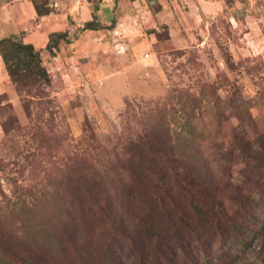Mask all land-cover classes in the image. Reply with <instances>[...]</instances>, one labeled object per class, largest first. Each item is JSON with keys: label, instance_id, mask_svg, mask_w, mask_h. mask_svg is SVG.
Returning <instances> with one entry per match:
<instances>
[{"label": "rangeland", "instance_id": "374dc122", "mask_svg": "<svg viewBox=\"0 0 264 264\" xmlns=\"http://www.w3.org/2000/svg\"><path fill=\"white\" fill-rule=\"evenodd\" d=\"M20 1L28 2V26L40 20L33 0H0L3 34L30 35L52 84L42 93L16 87L0 55L2 239L23 244L36 264H108V255L130 264L133 240L148 264L191 263L185 251L196 247L212 263L240 255L236 264H263L255 229L247 247L210 229L185 231L159 213L161 196L157 240L142 224L152 200L128 180L131 168L156 179L164 152L175 148L179 161L201 163V189L225 201L231 187L264 176L255 159L264 158V135L256 133L264 129V11L246 13L249 0H36L56 13L45 38L13 33ZM92 19L121 21V31L84 29ZM65 31L69 41L54 46V56L50 34ZM171 186L170 208L186 209L180 183Z\"/></svg>", "mask_w": 264, "mask_h": 264}, {"label": "trees", "instance_id": "16d2710c", "mask_svg": "<svg viewBox=\"0 0 264 264\" xmlns=\"http://www.w3.org/2000/svg\"><path fill=\"white\" fill-rule=\"evenodd\" d=\"M33 1L39 16L53 12L50 9H43L36 0ZM99 23L94 19L89 20L85 23L84 29L93 31L104 29L114 30L117 21L114 19L109 25ZM158 33L156 31V35ZM61 40L69 41L67 31L53 32L50 34L47 48L54 56L56 51L53 50V47L60 48ZM0 55L4 62L8 78L16 87H26L29 91L39 88L40 93H42V89L44 90V88L51 86V73L44 65L41 50L34 43L24 41L22 38L18 39L15 35L0 36ZM256 133L260 137V135H264V129L260 130L258 128ZM176 149L170 153L164 150L163 155L166 159L161 167V171L158 173L155 172L158 175L156 179L147 178L145 170L137 169L138 171H136L135 168L129 170V174L132 176L131 180H128L130 186L135 187L136 193H146L152 200L150 209L147 210L148 207L145 204V215L149 218V220L142 218V224L145 230L157 238V240L162 235V229L157 226L155 221L157 205L154 200L156 197L161 196L159 213L162 214L163 218H167L165 221L168 220L174 225L185 226V231L191 229L192 233L201 235L205 229H210L211 231H216L224 241H232L242 247H247L249 245L248 236L255 229L254 237H257V242H259L260 246L258 257L264 264V231H260V228L264 227V176H249L245 179L247 180L245 184L237 188L231 187V191H227L224 194V196H227L223 197L227 199L225 201L219 199L209 190H206L207 188L204 187L201 189L202 184L198 180L203 175L201 163L199 161L192 162L186 158L179 161L180 157ZM235 149L241 150L238 147H235ZM234 152L235 150H233L232 154ZM261 158L263 157L259 154V157L255 159L261 161V164H263L264 158ZM216 159L219 163V159L220 161H225L224 159L228 160L229 158L220 156L219 159L218 157ZM208 165L209 163L207 167H209ZM174 183H180L182 189L181 195L177 199L179 201L187 199L188 202L186 209L180 210L179 212H175L170 208L169 200L172 198L170 197L168 199V192L172 189L171 185ZM182 195H185L186 198ZM175 205L177 207V202H175ZM112 214H110V218L114 225L116 224L114 216H119V214L115 212ZM3 224H1L0 232L3 231L5 233V225ZM3 233L0 235V264H36L31 252L25 249L23 244H11L7 241V238L2 239ZM178 235L180 239L183 238L180 231H178ZM161 239H164V236ZM160 240L158 241L159 244ZM202 241L204 239H201L199 242L201 243ZM134 245L135 241L133 240L131 248L135 251V254L131 256L130 264H148L150 255L146 256L144 248L138 250L140 248L136 249ZM185 252H188L186 254L188 255V259L191 260V263L187 262L188 264H236L240 257V255H230L231 257L223 258L218 263H212L209 261V257H207L206 250L203 247H196L193 250H186ZM197 252L203 256V260H199V256L195 254ZM168 256L170 259H174L171 253ZM173 262L174 260L171 261V264H174ZM107 263L121 264V260L115 259L112 255H108ZM63 264L71 263L66 262Z\"/></svg>", "mask_w": 264, "mask_h": 264}, {"label": "crops", "instance_id": "0c3cea01", "mask_svg": "<svg viewBox=\"0 0 264 264\" xmlns=\"http://www.w3.org/2000/svg\"><path fill=\"white\" fill-rule=\"evenodd\" d=\"M26 2L27 1H20L19 3H18V8H17V10H18V16H16V18H15V27H16V31H14L13 33H17L18 31L20 32L21 30H28V31H36L37 33L38 32H40V33H42L43 34V36L46 38V35L48 34V32L49 31H55V29H54V27L52 26L53 24L51 23V25L49 24L50 22H55V18H56V13H54V11L53 12H51V13H49V14H47V15H43V16H39L38 14H37V12L34 10V11H32L31 13V15H32V18L33 19H36L37 17L38 18H40V20L39 21H36L35 22V24L34 25H36V26H34V25H30V26H28V22H29V18L26 16V15H24L25 13H24V8H25V6H26ZM75 2H76V0H75ZM79 2H81V0L79 1ZM28 3V2H27ZM207 3V5H208V10H210L211 8V10H213L214 9V5L215 4H212V5H210L209 6V3L208 2H206ZM77 5L78 4H75L74 5V9H76V7H77ZM34 8V7H33ZM84 8H87V7H85L84 6ZM82 14L84 15V14H87V12L86 11H83L82 10ZM255 14H259V13H255ZM80 16H81V11H80ZM262 18L264 17V16H261ZM122 19V18H121ZM49 20V21H48ZM18 23H17V22ZM45 22H48V24L46 23L45 24ZM121 24H122V22L121 21H119L117 24H116V27L114 28V32H120L121 30ZM3 31H4V27L3 26H1L0 25V35L1 36H4V34H3ZM33 34V33H32ZM70 34H71V32H70ZM6 35V34H5ZM9 35V34H8ZM28 38H26V39H28V41L27 42H32V43H34L33 42V40L31 39V37H30V35H28L27 36ZM36 37H38V35H36ZM169 37H171V39L173 40V41H175V39H177V38H175L174 36H170L169 35ZM36 39V38H35ZM48 39V38H47ZM47 39H46V41L45 42H47ZM178 41V40H177ZM188 41V40H187ZM44 42V41H43ZM176 42V41H175ZM35 44V43H34ZM35 46H36V44H35ZM37 47V46H36ZM38 48V47H37Z\"/></svg>", "mask_w": 264, "mask_h": 264}, {"label": "built area", "instance_id": "2783aa9c", "mask_svg": "<svg viewBox=\"0 0 264 264\" xmlns=\"http://www.w3.org/2000/svg\"><path fill=\"white\" fill-rule=\"evenodd\" d=\"M264 3L262 0H249L245 9L246 13H262L264 11Z\"/></svg>", "mask_w": 264, "mask_h": 264}]
</instances>
